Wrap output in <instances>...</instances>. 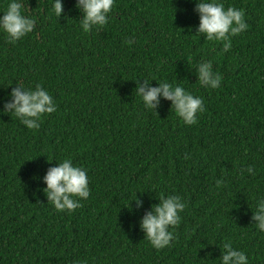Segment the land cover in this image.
Listing matches in <instances>:
<instances>
[{"label": "trees", "instance_id": "16d2710c", "mask_svg": "<svg viewBox=\"0 0 264 264\" xmlns=\"http://www.w3.org/2000/svg\"><path fill=\"white\" fill-rule=\"evenodd\" d=\"M22 2L33 31L16 43L0 32V264H220L226 242L264 264L252 210L264 197V0H221L248 25L228 52L196 33V0H114L108 23L88 33L77 0H62L60 17L53 0ZM201 61L219 88L200 86ZM165 81L202 99L197 123L162 95L155 110L143 106L137 86ZM19 82L53 97L38 129L3 111ZM65 158L90 189L72 212L43 192ZM161 195L186 207L157 250L140 222Z\"/></svg>", "mask_w": 264, "mask_h": 264}, {"label": "clouds", "instance_id": "9594fccd", "mask_svg": "<svg viewBox=\"0 0 264 264\" xmlns=\"http://www.w3.org/2000/svg\"><path fill=\"white\" fill-rule=\"evenodd\" d=\"M114 0H77L76 7L82 13L80 27L85 33L99 29L108 23V14L112 11ZM196 11L199 13V26L196 33L203 34L206 40L222 43V52H228L232 47L231 37L237 36L248 27L242 9L224 7L221 0H196ZM52 11L60 17L63 11L62 0H53ZM0 15V32L6 34L10 43H16L26 34L33 31L35 19L23 13L22 0H9L6 10ZM128 44L133 40L128 39ZM198 82L201 87L216 89L221 86L222 77L213 71L211 61H201L196 65ZM23 89V90H22ZM12 100L3 109L28 129H38L42 117L56 110V105L50 93L41 85L34 88L25 87L19 82V87L10 93ZM136 95L148 110H155L159 97L172 101L171 109L186 125L197 123V114L205 110L202 99L194 96L179 84L159 82L158 87L137 86ZM51 161L50 158H48ZM249 173L253 170L247 169ZM46 187L43 192L48 203L59 212H72L80 206V200L90 195L88 176L85 169L75 166L70 158L59 161L57 166L50 167L43 177ZM186 204L178 195L160 196V202L152 206L141 219V228L150 245L160 250L170 245L173 232L170 227L179 224L180 213ZM253 210V219L258 231L264 232V197L258 199ZM220 264H248V257L234 249L230 243L223 244Z\"/></svg>", "mask_w": 264, "mask_h": 264}]
</instances>
